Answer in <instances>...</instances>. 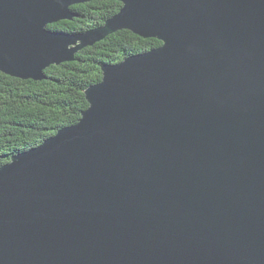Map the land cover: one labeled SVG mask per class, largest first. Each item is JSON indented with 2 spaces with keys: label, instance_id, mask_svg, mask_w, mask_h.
<instances>
[{
  "label": "water",
  "instance_id": "95a60500",
  "mask_svg": "<svg viewBox=\"0 0 264 264\" xmlns=\"http://www.w3.org/2000/svg\"><path fill=\"white\" fill-rule=\"evenodd\" d=\"M0 0V71L130 29L159 47L102 65L77 123L0 165V264H264V0Z\"/></svg>",
  "mask_w": 264,
  "mask_h": 264
},
{
  "label": "trees",
  "instance_id": "16d2710c",
  "mask_svg": "<svg viewBox=\"0 0 264 264\" xmlns=\"http://www.w3.org/2000/svg\"><path fill=\"white\" fill-rule=\"evenodd\" d=\"M119 0H90L71 7L72 19L48 25L70 33L98 27L116 14ZM162 41L120 29L78 51L75 59L47 67L43 80L0 71V165L78 122L89 103L85 89L102 80V65L159 47Z\"/></svg>",
  "mask_w": 264,
  "mask_h": 264
}]
</instances>
